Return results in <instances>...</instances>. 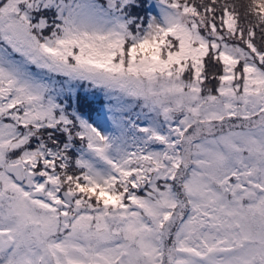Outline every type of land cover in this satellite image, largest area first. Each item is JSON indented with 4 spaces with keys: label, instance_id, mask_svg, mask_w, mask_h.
I'll return each instance as SVG.
<instances>
[{
    "label": "snow or ice",
    "instance_id": "obj_1",
    "mask_svg": "<svg viewBox=\"0 0 264 264\" xmlns=\"http://www.w3.org/2000/svg\"><path fill=\"white\" fill-rule=\"evenodd\" d=\"M0 264H264V0H0Z\"/></svg>",
    "mask_w": 264,
    "mask_h": 264
},
{
    "label": "rangeland",
    "instance_id": "obj_2",
    "mask_svg": "<svg viewBox=\"0 0 264 264\" xmlns=\"http://www.w3.org/2000/svg\"><path fill=\"white\" fill-rule=\"evenodd\" d=\"M95 103L98 104V105L96 106V109H97V110H100V109L103 108V106H104V104H105V99H104L102 93H97V99H96ZM135 111H139V109H136ZM92 118L95 119V116L93 115Z\"/></svg>",
    "mask_w": 264,
    "mask_h": 264
},
{
    "label": "trees",
    "instance_id": "obj_3",
    "mask_svg": "<svg viewBox=\"0 0 264 264\" xmlns=\"http://www.w3.org/2000/svg\"><path fill=\"white\" fill-rule=\"evenodd\" d=\"M97 105H98V104L95 103V108H96Z\"/></svg>",
    "mask_w": 264,
    "mask_h": 264
}]
</instances>
